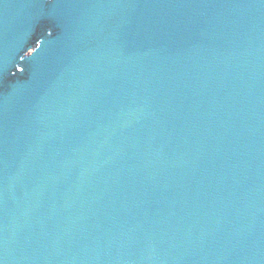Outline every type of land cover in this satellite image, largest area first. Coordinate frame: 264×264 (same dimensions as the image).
Wrapping results in <instances>:
<instances>
[{
  "label": "water",
  "instance_id": "95a60500",
  "mask_svg": "<svg viewBox=\"0 0 264 264\" xmlns=\"http://www.w3.org/2000/svg\"><path fill=\"white\" fill-rule=\"evenodd\" d=\"M0 264H264V0H0Z\"/></svg>",
  "mask_w": 264,
  "mask_h": 264
}]
</instances>
